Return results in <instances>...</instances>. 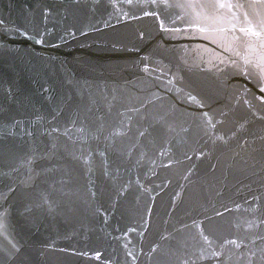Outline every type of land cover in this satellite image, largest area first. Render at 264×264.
Returning a JSON list of instances; mask_svg holds the SVG:
<instances>
[{
	"label": "water",
	"instance_id": "water-1",
	"mask_svg": "<svg viewBox=\"0 0 264 264\" xmlns=\"http://www.w3.org/2000/svg\"><path fill=\"white\" fill-rule=\"evenodd\" d=\"M221 3L244 7H200ZM257 3L0 0V253L264 264Z\"/></svg>",
	"mask_w": 264,
	"mask_h": 264
},
{
	"label": "snow or ice",
	"instance_id": "snow-or-ice-1",
	"mask_svg": "<svg viewBox=\"0 0 264 264\" xmlns=\"http://www.w3.org/2000/svg\"><path fill=\"white\" fill-rule=\"evenodd\" d=\"M166 6H168V7H173L174 6V7H178V8H191V7H194V5H192V4H176V5H166ZM200 7H212V8H216V7H219V8L230 7L231 8V7H244V5H231V4L226 5L224 3H221L219 5L202 4V5H200ZM250 7H259L260 9H264V0H258L257 4L250 5ZM44 15L45 16L48 15L47 10H45ZM145 15H149V13L145 12ZM199 31L204 33L207 30L202 27V28L199 29ZM240 31L248 32V33H250L251 35H254V36L261 35V33L253 32L250 28L249 29L242 28V29H240ZM22 35H24L26 38H29V37H27L26 33H22ZM204 38L205 39H209L210 43L217 44V41L214 38H211L209 36H205ZM42 42H43L42 39H37L35 41V43H37V44H41ZM217 46L219 47L220 45L217 44ZM261 47H264V44H262ZM227 50H228L227 48H224V51H227ZM221 63H223L222 60H221ZM245 63L247 64L248 61L246 60ZM257 67L260 70H259V72L256 75V86L259 89L260 93H264V62L259 64ZM242 70L244 71V75L246 77H248L250 75L246 68L242 69ZM190 99L195 100V97H190ZM256 99L259 100L261 104H264V96H257ZM244 102H245V104L249 103L248 100H245ZM201 107H203V105H201ZM203 115L207 118L205 120V123L208 124V125H211L212 127H215V124L221 123V121L217 120V121H215V124H214L213 120H212V117L206 112L203 113ZM141 135H143V133H141ZM7 215H8V209L0 210V228L3 227V221H4V219L6 218ZM217 215H222V213H217ZM202 223H203L202 221L196 223V227L198 229H202ZM200 236L206 243L209 242V237L204 234L203 230L200 231ZM226 243L235 245L237 248L240 247V244L235 239L228 240V241H226ZM153 251H155V249H153ZM19 252H20V248L17 247V245L13 243L11 245L10 249L5 250L2 253H0V264H13V262L16 260V257H17ZM212 255L216 256V257H219L220 254L216 253V252H212ZM252 255H255V253H253Z\"/></svg>",
	"mask_w": 264,
	"mask_h": 264
}]
</instances>
